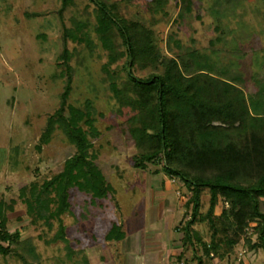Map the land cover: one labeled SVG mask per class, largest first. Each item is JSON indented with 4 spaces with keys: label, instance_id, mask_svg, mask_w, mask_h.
<instances>
[{
    "label": "rangeland",
    "instance_id": "1",
    "mask_svg": "<svg viewBox=\"0 0 264 264\" xmlns=\"http://www.w3.org/2000/svg\"><path fill=\"white\" fill-rule=\"evenodd\" d=\"M216 0H192L191 12L180 24L174 23L178 7L168 0L167 15L150 19L146 0L119 3L120 13L149 24L160 51L169 55L165 38L176 30L182 47L209 53V42L217 34V57L230 64L232 72L244 80V91L253 92L250 76L264 75V0H238L234 7L217 9ZM61 0H0V197L15 198L8 212L7 228L28 237L33 251L19 249L28 261L40 264H195L192 247L182 246L181 233L175 228L187 218L185 199L188 190L179 179H171L160 163L146 168L132 165L135 149L122 127L128 109L118 111L101 71L106 52L92 29L93 5L88 0H71L59 13ZM84 20L93 42L89 50L83 43L62 39L63 27L72 20ZM216 27L219 29L216 30ZM63 48L69 53V88L63 113L91 145L87 158L109 185L106 197L92 199L75 187L68 189L69 211L61 215L68 246L49 241L56 229L44 223L30 224L17 190L31 181L40 183L57 173L64 159L74 152L60 129L37 149L46 118L59 106L66 82ZM238 51L241 55L232 53ZM120 59L116 64H120ZM115 65V64H114ZM112 65V67L114 66ZM148 69H134L139 76ZM208 192L200 194V213L207 207ZM219 200L214 208L223 207ZM261 207L264 210V199ZM119 225L118 238L109 237ZM192 227L205 241L209 229L205 221ZM255 240V236H251ZM181 256L176 259V255ZM200 249L198 248V254ZM261 249H248L243 240L221 258L202 257V264H264ZM6 264H21L13 256H1Z\"/></svg>",
    "mask_w": 264,
    "mask_h": 264
},
{
    "label": "trees",
    "instance_id": "2",
    "mask_svg": "<svg viewBox=\"0 0 264 264\" xmlns=\"http://www.w3.org/2000/svg\"><path fill=\"white\" fill-rule=\"evenodd\" d=\"M131 1L88 0L93 5L92 29L106 52L100 69L118 111L128 109L122 127L135 149L132 165L144 169L147 163H160L165 174L179 179L188 190L187 218L175 229L181 233V245L192 247L195 264H202V257L221 258L240 240L248 249H261L264 253V75L253 73L250 79L255 90L246 93L242 77L217 57L220 34L209 42L210 52L206 53L182 47L176 30H169L165 38L169 55L163 54L149 24L120 13L119 3ZM70 2L61 0L58 12ZM167 2L146 0L151 20L157 14L167 15ZM176 3L178 11L173 22L180 24L191 12L192 0ZM237 3L238 0L215 1L217 9ZM65 38L81 42L89 50L93 47L84 20L73 19L71 26L63 27L62 39ZM232 53L241 55L238 51ZM68 56L63 48L59 57L67 79L59 106L47 116L36 147L47 143L58 128L74 146V152L50 178L20 186L17 198L24 205L30 224L42 222L50 228L51 220L56 221L49 241L64 242L70 257L73 250L67 244L61 219L69 211L68 189L75 187L92 199L106 197L111 189L87 158L91 144L63 113L64 108L70 110L65 105L70 80ZM120 59L122 62L116 64ZM134 69L148 70L139 76ZM204 189L208 192L207 207L200 213V194ZM219 200L224 205L215 213ZM14 204L15 198L6 201L0 197V255L13 256L21 264H40L28 261L19 250L26 246L33 251L30 239L21 237L17 229L10 232L7 228L8 212L13 211ZM197 221L207 223V241L192 227ZM119 232V225L114 226L109 237L116 239ZM252 235L255 240H251ZM180 256L181 252L176 259Z\"/></svg>",
    "mask_w": 264,
    "mask_h": 264
},
{
    "label": "crops",
    "instance_id": "3",
    "mask_svg": "<svg viewBox=\"0 0 264 264\" xmlns=\"http://www.w3.org/2000/svg\"><path fill=\"white\" fill-rule=\"evenodd\" d=\"M0 264H6V261L4 259H1Z\"/></svg>",
    "mask_w": 264,
    "mask_h": 264
},
{
    "label": "built area",
    "instance_id": "4",
    "mask_svg": "<svg viewBox=\"0 0 264 264\" xmlns=\"http://www.w3.org/2000/svg\"><path fill=\"white\" fill-rule=\"evenodd\" d=\"M173 180V179H172Z\"/></svg>",
    "mask_w": 264,
    "mask_h": 264
}]
</instances>
